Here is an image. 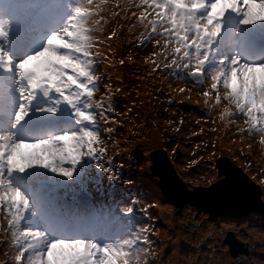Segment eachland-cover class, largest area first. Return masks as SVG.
I'll return each instance as SVG.
<instances>
[{
	"label": "snow or ice",
	"instance_id": "6c2138e0",
	"mask_svg": "<svg viewBox=\"0 0 264 264\" xmlns=\"http://www.w3.org/2000/svg\"><path fill=\"white\" fill-rule=\"evenodd\" d=\"M125 28L137 47L151 46L150 75L186 85L169 84L171 94L195 90L242 143L259 136L264 153V0H0V264H154L152 209L163 198L143 192L135 166L154 171L159 153L132 151L143 125L129 128L123 149L114 139L123 125L110 114L121 89L98 69V61L113 64ZM164 123L179 133L184 121ZM218 151L215 142L212 150L197 144L181 175L196 172L211 203L245 199L246 181ZM252 178L264 189V169ZM185 206L192 219L212 217L204 224L219 215L224 228L213 227L221 236L253 219L214 213L209 202L176 205Z\"/></svg>",
	"mask_w": 264,
	"mask_h": 264
},
{
	"label": "rangeland",
	"instance_id": "374dc122",
	"mask_svg": "<svg viewBox=\"0 0 264 264\" xmlns=\"http://www.w3.org/2000/svg\"><path fill=\"white\" fill-rule=\"evenodd\" d=\"M112 26L115 25H111L110 27ZM137 43L138 42L135 41V38L131 36L127 28H125L122 31L120 38L113 42V46L114 44L118 45V48L116 49L117 60L114 61L112 65H107L103 61H98V69L104 74L105 83L110 82L114 89H121V91L117 94H122L121 96H118L120 98V100H118L120 103L119 106H122V111L121 113H118V111L115 110V113L111 114V116L112 118L120 119L123 126H117L116 132L119 134L120 138H117L118 136L114 134V139L121 141V148L123 149L125 147L123 144L124 137L126 135H131L129 133V128H132L133 131L140 132L141 128L138 126L143 125V134L139 137H132V151H135V148L137 147L141 148L139 155L142 158L145 155V151L153 155L159 153L156 157L157 165L154 171L151 169V166L147 164L143 165L148 169L147 172L141 171L140 164L135 166L136 172L143 177L142 180H139L143 192L149 197L163 198V203L161 204V207H159L160 209L164 207V203L173 209L172 212H168L165 208L163 212L161 211V214L158 212L159 208L152 209V215L155 217V229L158 230L157 235L154 237L161 234L160 245L165 244V241L162 238L163 234L161 232H165V227L168 228L166 223H169L170 227L166 233L167 238L175 240L178 243L177 246L184 243H192L186 248H176L177 246L174 248H163V256L159 260L154 261V264H158L162 261H165L164 263L166 264H172L171 256L175 253V250H177L176 254L178 255L184 254V257L189 256L187 261L177 262L178 264H189L194 260L196 264L197 260L206 254V244L213 246L212 238L215 235L219 238L220 248L228 254V259L225 261V264H264L260 260H256V262L253 260V258L257 259L260 256V254H254L255 252H260L262 257L264 256V238L258 236L264 231V228L261 229V227L264 226V223L261 222L262 217H264V196L260 195L264 189L261 188L258 180H254L252 178L253 175L259 176L260 170L264 169V153L261 152V146L258 143L260 137L257 136L251 140L244 137L242 143V138L236 134L235 126L226 125V122H224V124L214 126L213 121L216 122V120H220L219 113L217 111L210 112L204 104V97L197 96L195 90L191 93L187 92V94H184L182 97L177 99H175L174 95L171 93H165L164 91L169 89V84H172L174 88L182 86L185 87L186 85L183 83H175L173 79L166 78V73H161L159 71L155 73L156 78L150 75V72L147 71V65L144 63V58L151 51V46L148 45L144 48H139L136 46ZM126 57H131V60L134 57L135 62H129L130 60L128 59H125V62L138 64V69L134 74V81L127 80L129 70L123 69L127 66L126 64L118 66V61L121 58ZM116 71L122 75V79L118 82L114 81ZM187 86L190 87L191 85L189 84ZM143 93H145V95H143L142 98L141 96ZM129 97H133V108L135 111L130 114L127 119H125V115L123 114L125 111L124 103L128 101ZM170 99L171 102H169ZM152 103H156L158 106L153 108L154 111L152 110V112H150L148 108L152 105ZM173 105H175L181 114L187 113L191 109V112H188L183 120L184 124L182 125L184 131L187 132L184 134L186 137L187 150L191 152V150L195 149L196 145L202 142V138L206 139L207 145H212L213 142H215V144L217 142V145L221 144L218 146V158L223 159L231 165L238 176L243 177L246 184L251 187L248 191V196L251 198L250 201H246L244 199L223 205H221V203H211L213 198L211 195L213 193L196 190V188L200 186L210 187L204 183L195 182L193 178L196 177V172L192 169H187V171L191 173V177L181 175V173L185 171L183 168L185 162H182V157L178 156L174 161L172 159L173 154L171 153V148L177 147V145H179L182 141L178 142V137H176L177 133L172 132L171 128H168L167 131H165L167 126L164 123L167 119L174 120L172 115L167 114L168 109H166L167 107H172ZM116 114L121 115L117 116ZM197 121H200V123L197 124ZM237 123L242 124V118L238 120ZM157 124L160 126L159 130L155 127ZM223 126H226V128L222 129ZM201 129H203L204 134L203 132L201 133ZM213 129H215V131H212ZM220 131L222 132L220 133ZM224 132L227 134L223 136ZM193 133L200 134L193 135ZM160 137L163 139L162 142ZM158 141L161 143L158 144ZM233 141H238L240 143H238V145ZM249 143L253 144L252 149L248 148L247 145ZM233 144L236 146H233ZM109 146L111 147V145ZM165 148H167L168 151H165ZM241 149H243V154H241ZM221 151L223 152L222 156L220 155ZM178 160H180L181 163H179ZM246 165H248V167H246ZM157 173H160V175L158 176ZM161 177H163L162 184L168 189L171 198L163 195L158 189L157 184L161 181ZM190 180L192 181L191 183H189ZM256 189L258 190V195L256 193ZM190 199L195 200L197 203L209 202V206L212 208L214 213H232L250 216L253 219L245 226L244 229H241L240 232L232 229H225L227 235L221 236L219 235L220 229L213 227L214 223L219 222L220 227L224 228V221L219 215L216 216L215 221H212V223L204 224L205 220H212V217H210L207 213L201 214L200 212H194V215L197 218L192 219L189 217L187 206L177 209V204L184 203ZM172 200H175L176 203H171ZM145 201L147 203L153 202L152 199ZM242 202L246 203L243 205ZM171 223L174 224V227L177 225L178 232H180L179 229L182 228L184 231L190 230L196 233L203 228V231L200 232L201 234L197 237V240L201 242L196 243L195 241L191 242L188 240L181 242L182 237L170 231L172 229ZM254 223L258 225L253 226ZM201 224H204V226L199 227L198 225ZM257 228L262 231H259L258 234H254L253 231ZM229 243L232 245H229ZM232 248L234 251L237 250L238 257L233 255ZM3 250V244H0V259H3Z\"/></svg>",
	"mask_w": 264,
	"mask_h": 264
},
{
	"label": "bare ground",
	"instance_id": "6f19581e",
	"mask_svg": "<svg viewBox=\"0 0 264 264\" xmlns=\"http://www.w3.org/2000/svg\"><path fill=\"white\" fill-rule=\"evenodd\" d=\"M114 49H115V51H116V49L118 48V45L117 44H114ZM120 47V46H119ZM117 54V53H116ZM126 67H124L123 69L124 70H129V72H128V75H127V80L128 81H134V79H135V77H134V74H135V72L137 71V69H138V64H135V63H126ZM147 71H149L150 72V67H149V65H147ZM152 76H154L155 78H156V74H154V75H152ZM120 79H122V75L120 74V73H118L117 71L115 72V77H114V81L115 82H118ZM167 84V83H166ZM168 87V86H167ZM182 87H184V86H182ZM165 93H167V94H170L171 92H170V89H166L165 91H164ZM184 94H187V92H185V93H183V94H174V97H175V99H177V98H179V97H182V95H184ZM117 96H121L122 94H116ZM143 95H145V93H143L142 94V98H143ZM173 95V94H172ZM127 97V96H126ZM156 106H158V104H156V103H152V105H150L149 106V110H150V112H152V110L154 111V109L153 108H155ZM162 106V105H161ZM124 107H125V111L123 112V114L125 115V119H127L128 117H129V115L130 114H132V113H134V108H133V97H129L128 98V101L126 102V103H124ZM165 108V107H164ZM129 109H132V111H128ZM166 109H168V111H167V114H170V115H172L173 116V119H174V121H176V122H179L181 119H185V117H186V115H187V113L188 112H191V109L187 112V113H183V114H181L180 113V111L175 107V105H173L172 107H167ZM221 124H224V122H222V121H220V120H216V122L214 123V126H218V125H221ZM224 128H226V126H223V128L222 129H224ZM223 131V130H222ZM222 131H220V133L222 132ZM187 132L186 131H184V128H183V126L181 127V131L179 132V133H177V136L176 137H178V142L179 141H182L181 143H179V148H178V157H182V162H187V157L188 156H190L192 153L189 151V150H187V148H186V137L184 136V134H186ZM203 134H204V132H203ZM225 134H227L226 132H224V134H223V136L225 135ZM222 136V137H223ZM160 140H161V142L163 141V139L160 137ZM235 144H238V143H240V142H238V141H233ZM200 144H207V141H206V139L205 138H202V142L200 143ZM235 144H233V146H236ZM216 149H218L219 150V147L218 146H220L221 144H218L217 145V142H216ZM239 145V144H238ZM195 146V145H194ZM208 147H209V150H212V145L211 144H208ZM178 162L179 163H181V161L180 160H178ZM183 168H184V166H183ZM166 179H167V176H166ZM245 187H246V189H247V193H248V191H249V189H251V187H249L247 184L245 185ZM214 194H212L211 196H213ZM244 200V199H243ZM245 200L246 201H250L251 200V198L247 195V197L245 198ZM246 202H242V204L244 205ZM224 203H221V205H223ZM158 212L161 214V209L159 208L158 209ZM172 224V229L170 230L172 233H174V234H176V235H180L181 237H182V241L181 242H183V241H186V240H188V241H191V242H196V243H200L198 240H197V237L201 234L200 232H202L203 231V228L202 229H200V231H198V232H192V231H190V230H188V231H184V230H182V228H180L179 229V231L180 232H178V229H177V225H175V227H174V224L173 223H171ZM170 224L168 223H166V226H168V228H166L165 227V232H161L163 235H162V238L164 239V241H165V244H163V245H159V246H156V247H154L155 248V251H156V253H157V256L155 257V261H157V260H159L162 256H163V254H162V251H163V248H168V247H172V248H174V247H176L177 245H178V243L175 241V240H173V239H169V238H167V235H166V233H167V231H168V229H169V226ZM258 224H256V223H254V225L253 226H257ZM245 228V227H244ZM244 228H242V229H244ZM264 228V226L263 227H261V229H263ZM214 231H215V229H214ZM259 231H262V230H260V229H254V234H258V232ZM258 236H261L262 238H264V231H263V233H261V234H259ZM152 239H153V237H152ZM203 242V241H202ZM212 242H213V246H209L208 244H206L207 246H206V254L205 255H203V256H201L198 260H197V262H196V264H220V263H223V264H225V261L228 259V254L224 251V250H222L220 247V245H219V238H218V236L217 235H215V236H213V238H212ZM190 244H192V243H187V244H182V245H179V246H177L176 248H186V247H189L190 246ZM204 244V243H203ZM202 244V245H203ZM186 251V250H185ZM176 252H177V250H175V253H173L172 254V256H171V261H172V264H178L177 262H184V261H187V259L189 258V256L188 257H184V254L183 255H178V254H176ZM200 254H202V253H200ZM254 254H260V256L257 258V259H255V258H253V260H255V262H256V260H260V261H262L263 263H264V256L262 257V255H261V253L260 252H255ZM162 261V260H161ZM163 262V261H162ZM165 262V261H164ZM163 262V264H166V263H164ZM253 262V261H252ZM180 264V263H179ZM189 264H195V260L194 261H191V263H189Z\"/></svg>",
	"mask_w": 264,
	"mask_h": 264
},
{
	"label": "water",
	"instance_id": "95a60500",
	"mask_svg": "<svg viewBox=\"0 0 264 264\" xmlns=\"http://www.w3.org/2000/svg\"><path fill=\"white\" fill-rule=\"evenodd\" d=\"M239 177H240V176H239ZM162 182H163V181H159V185H160L161 189L163 190V192L165 193V195H166L168 198H171V196H170V194H169V192H168V189L162 184ZM196 190H197V191H205V192H208V188H200V187H198V188H196ZM256 193H257V195H258V190H257V189H256ZM229 245H232V244L229 243ZM232 247H233V246H232ZM232 253H233L234 256L238 257V256H237V250L234 251L233 248H232Z\"/></svg>",
	"mask_w": 264,
	"mask_h": 264
},
{
	"label": "clouds",
	"instance_id": "9594fccd",
	"mask_svg": "<svg viewBox=\"0 0 264 264\" xmlns=\"http://www.w3.org/2000/svg\"><path fill=\"white\" fill-rule=\"evenodd\" d=\"M200 188H208V187H207V186H206V187H201V186H200Z\"/></svg>",
	"mask_w": 264,
	"mask_h": 264
}]
</instances>
